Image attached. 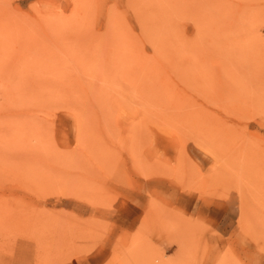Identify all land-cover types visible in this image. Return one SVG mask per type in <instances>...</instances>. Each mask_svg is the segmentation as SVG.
Masks as SVG:
<instances>
[{
	"label": "rangeland",
	"instance_id": "obj_1",
	"mask_svg": "<svg viewBox=\"0 0 264 264\" xmlns=\"http://www.w3.org/2000/svg\"><path fill=\"white\" fill-rule=\"evenodd\" d=\"M264 0H0V264H260Z\"/></svg>",
	"mask_w": 264,
	"mask_h": 264
},
{
	"label": "crops",
	"instance_id": "obj_2",
	"mask_svg": "<svg viewBox=\"0 0 264 264\" xmlns=\"http://www.w3.org/2000/svg\"><path fill=\"white\" fill-rule=\"evenodd\" d=\"M204 264H206V263H204ZM260 264H264V260H263L262 263H260Z\"/></svg>",
	"mask_w": 264,
	"mask_h": 264
}]
</instances>
